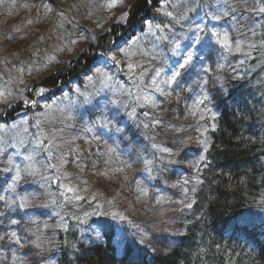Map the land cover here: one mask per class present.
<instances>
[{
    "label": "trees",
    "instance_id": "trees-1",
    "mask_svg": "<svg viewBox=\"0 0 264 264\" xmlns=\"http://www.w3.org/2000/svg\"><path fill=\"white\" fill-rule=\"evenodd\" d=\"M107 4L0 0V264H264V0Z\"/></svg>",
    "mask_w": 264,
    "mask_h": 264
},
{
    "label": "snow or ice",
    "instance_id": "snow-or-ice-1",
    "mask_svg": "<svg viewBox=\"0 0 264 264\" xmlns=\"http://www.w3.org/2000/svg\"><path fill=\"white\" fill-rule=\"evenodd\" d=\"M122 4H123V0H108L107 7L109 9H113V8L121 6ZM45 7H47V6H45ZM258 11L261 12V13H264V7L259 8ZM120 19H122V20L126 19V16H122ZM213 35L219 36L218 33H213ZM221 43H222V46L225 47V48H229L230 47V45L227 43V34H225L224 39H223V41ZM176 47H179V45H177ZM113 59H115V57H113ZM191 60H192V53L189 52L187 54V59L183 63H181L180 61H177V65H178L179 68H185L187 64L191 63ZM241 63H243V61H241ZM180 75H181V73L179 71H173L171 81H166V83H170V82L175 81L176 78L179 77ZM155 83H156V81L153 80V84H155ZM157 90H159V89H157ZM205 99H207V97H205ZM199 103L202 104V103H204V101L201 100V101H199ZM88 130L91 131V129H88ZM200 143L202 145H204L205 149L207 148V142L205 140H201ZM162 151H168V149H162ZM28 159H31V157H28ZM9 163H11V161H9ZM16 167H17V172H19V167L18 166H16ZM53 167H55V166H53ZM67 191L71 192V191H74V189L67 188ZM21 206H24V205L22 204ZM13 223H16V221H13ZM12 235H13V237H15V233H12ZM16 242L19 243V240L17 239Z\"/></svg>",
    "mask_w": 264,
    "mask_h": 264
},
{
    "label": "rangeland",
    "instance_id": "rangeland-1",
    "mask_svg": "<svg viewBox=\"0 0 264 264\" xmlns=\"http://www.w3.org/2000/svg\"><path fill=\"white\" fill-rule=\"evenodd\" d=\"M62 107H65V106H62ZM65 108H63V110H64ZM55 110H57V108H55ZM65 112V111H64ZM70 115V114H69ZM69 115H67V116H69ZM66 116V117H67ZM72 189H74V191L73 192H76L77 191V187L75 186V185H72V187H71ZM73 199V197L71 196V197H69V201H73L72 200ZM75 205H76V203H75Z\"/></svg>",
    "mask_w": 264,
    "mask_h": 264
}]
</instances>
